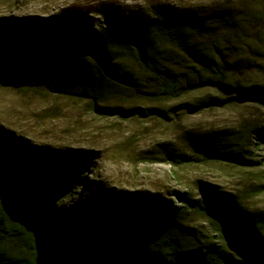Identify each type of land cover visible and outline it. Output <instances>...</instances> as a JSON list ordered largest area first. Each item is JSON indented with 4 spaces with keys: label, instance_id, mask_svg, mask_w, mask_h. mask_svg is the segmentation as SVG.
<instances>
[{
    "label": "trees",
    "instance_id": "obj_1",
    "mask_svg": "<svg viewBox=\"0 0 264 264\" xmlns=\"http://www.w3.org/2000/svg\"><path fill=\"white\" fill-rule=\"evenodd\" d=\"M199 6L153 5L146 13L102 6L95 11L101 21L70 10L47 19L0 17V86L127 105L100 109L121 116L141 105L164 115L160 106L185 97L193 98L183 104L193 113L223 108L235 95L264 102V83L243 82L256 60L264 66V0ZM246 132L257 149L264 146V127ZM226 136L186 140L205 159L249 164ZM161 149L173 166L189 160ZM90 161L89 153L28 145L0 131V264H264V215L212 185H200L201 199L181 190L167 199L110 189L56 215L42 208L81 183ZM199 218H213L215 239L225 238L234 253L204 234Z\"/></svg>",
    "mask_w": 264,
    "mask_h": 264
},
{
    "label": "rangeland",
    "instance_id": "obj_2",
    "mask_svg": "<svg viewBox=\"0 0 264 264\" xmlns=\"http://www.w3.org/2000/svg\"><path fill=\"white\" fill-rule=\"evenodd\" d=\"M203 2L207 0H0V17L47 19L70 10L101 21L95 11L102 6L146 13L153 5L175 8L189 4L200 8ZM256 64L258 67L243 79L244 84L264 83V66L260 60ZM218 98L224 100L226 96ZM192 99L185 97L160 106L164 115L148 113L141 105L132 116H121L100 109H127V105L90 104L71 95L0 86V131L28 145L90 154L88 168L79 172L83 181L42 207L55 215L99 190H147L167 199L170 191L181 190L201 199V184L212 185L220 193L234 197L243 209L264 215V146L257 149L258 139L246 132L251 127H264V102L239 100L235 95L223 108L213 106L193 113L183 105ZM209 132L226 134L249 164L218 163L189 147L188 134L201 136ZM162 147L187 156V164L173 166L164 162ZM3 196L0 194V198ZM171 200L177 204L174 198ZM197 224L217 245L234 253L225 238L215 239L218 227L213 218H199ZM124 245L107 255L115 257Z\"/></svg>",
    "mask_w": 264,
    "mask_h": 264
}]
</instances>
